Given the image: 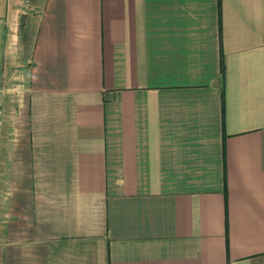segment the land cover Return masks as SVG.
<instances>
[{"label": "crops", "instance_id": "obj_1", "mask_svg": "<svg viewBox=\"0 0 264 264\" xmlns=\"http://www.w3.org/2000/svg\"><path fill=\"white\" fill-rule=\"evenodd\" d=\"M0 94V264H264V0H0Z\"/></svg>", "mask_w": 264, "mask_h": 264}, {"label": "rangeland", "instance_id": "obj_2", "mask_svg": "<svg viewBox=\"0 0 264 264\" xmlns=\"http://www.w3.org/2000/svg\"><path fill=\"white\" fill-rule=\"evenodd\" d=\"M26 59H28V57L24 54L23 59H22V62H24L23 65L20 67H17L16 70L13 72V85L20 86L24 82L23 81L24 80V77H23L24 67L28 66V64L25 63ZM16 95H17L16 92H12V96L15 97Z\"/></svg>", "mask_w": 264, "mask_h": 264}]
</instances>
